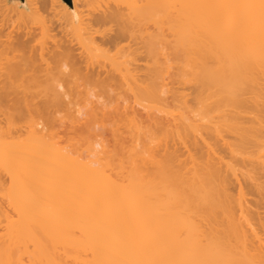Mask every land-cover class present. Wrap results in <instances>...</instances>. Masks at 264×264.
<instances>
[{"label":"bare ground","instance_id":"1","mask_svg":"<svg viewBox=\"0 0 264 264\" xmlns=\"http://www.w3.org/2000/svg\"><path fill=\"white\" fill-rule=\"evenodd\" d=\"M52 1L0 5V264H264V0Z\"/></svg>","mask_w":264,"mask_h":264},{"label":"rangeland","instance_id":"2","mask_svg":"<svg viewBox=\"0 0 264 264\" xmlns=\"http://www.w3.org/2000/svg\"><path fill=\"white\" fill-rule=\"evenodd\" d=\"M1 1H2V0H1ZM3 1H4V0H3ZM3 1L0 2V3H1L0 5H4V7H5L6 4H7L6 6L11 7L12 5H14V2H22V4H23L22 6H23V7H26V6H27V5H26V0H5V1H4V4H2ZM47 1H48V2L50 1V2H51L52 0H46V3H47L46 5H48L47 7H49V8H46V7H45L46 9L44 8V11H45V12L47 11L48 14H47V12L45 13V12L43 11V12H44V13H43L44 16H43V15H42V16H43V18H45V17H49V18H48V19L46 18L48 21H47L46 19H44V20H42V21H43V22L45 21L44 23H46V24H45L46 26L50 23L49 25H51V26L48 25L47 27H49V28L51 29L50 32H53L52 30H54V28L56 27L57 23L59 22V20H57L58 22L56 21V19L59 17V16H58L59 14H58L57 12H55V14H54V11H55L54 9H55V8L58 9V7H59L60 5H59V3H58V1H57V3H58V7H55V8L53 7V8H54V9H53V8H51V6L49 5L50 2L48 3ZM54 1H56V0H54ZM52 3L55 4V2H53V1H52ZM57 3H56V5H57ZM10 5H11V6H10ZM51 5H52V4H51ZM56 5H55V6H56ZM52 6H54V5H52ZM4 7H3V8H4ZM0 8H1V7H0ZM3 8H2V9H3ZM4 9H5V8H4ZM47 9H48V10H47ZM49 9H50V11H49ZM52 9H53V12L51 11ZM59 10H60V9H58L57 11H59ZM12 11H13V10H12ZM41 12H42V11H41ZM51 13H52L53 15H52ZM59 13L61 14V10H60ZM10 14H11V11H10ZM10 14H9V15H10ZM12 14H13V12H12ZM15 14H16V13H15ZM15 14H14V15H15ZM40 14H41V13H40ZM46 14H47V15H46ZM62 14H63V13H62ZM62 14H61V15H62ZM49 15H50V16H49ZM55 15H56V16H55ZM42 16H41V18H42ZM17 17H18V16H17ZM26 17H28V16H26ZM26 17L24 18L25 21H23V19H22V21L19 20V21H18L19 23H18L17 20H15V19H16V15H15V16H12L11 18H15V19L12 20V22L14 23V21H15L14 24L16 25V27H14L15 25H12V24H11V25L14 27L13 29H14V30H17V29H18V30H20L21 33H24L25 30H26L25 32H27V31H29V29H30V31H32L31 29H32V27H33V28L36 29L37 33H38V32H41V31H40L41 28L38 29V27H39L38 25H40V24H39V23H34L35 20L32 21V19H30L29 17H28V18H26ZM51 17H54V19H55L56 17H57V18L54 20V19H52ZM61 17H62V16H61ZM61 17H59L58 19H63V17H62V18H61ZM20 18H21V17H20ZM20 18H19V19H20ZM26 19H29V21H28V25L25 24V23H27V20H26ZM33 19H34V18H33ZM38 19H39V18H38ZM30 20H31V22H33V23L36 24V25L34 26L33 23L30 22ZM36 20H37V19H36ZM50 20H51L52 22H53V21H54V22L56 21L57 23H56V22L53 23V26H52V22H51ZM65 20H66V18H65ZM46 21H47V22H46ZM62 21H63V20H62ZM62 21L60 22V23L62 24V26H60L61 24L59 23V24H60V25H59V26H60V30H58L59 28H57V27H58V25H57V27H56V29H55V31H54L55 33H56L57 31H61L60 33H62V30H63V32H64V27L66 28V25H65V21H63L64 25H63ZM66 21H67V20H66ZM12 22H11V23H12ZM16 22H17V23H16ZM39 22H40V21H39ZM29 23H31L33 26H31V24H29ZM40 23H41V22H40ZM47 23H48V24H47ZM18 24H19V25H18ZM21 24H22V25H21ZM23 24H24L25 26H24ZM41 24H42V23H41ZM17 26H18L19 28H17ZM23 26L25 27V29H23V28H24ZM27 26H28L29 29L27 28ZM29 26H31V27H29ZM41 26H42V25H41ZM41 26H40V27H41ZM43 26H44V25H43ZM36 27H37V28H36ZM44 27H45V26H44ZM47 27H45V28H47ZM53 27H54V28H53ZM61 27H63V29H62ZM113 27H114V26H113ZM20 28H21L23 31H22ZM26 28H27V29H26ZM49 28H47V29L49 30ZM35 29H33V32H35V31H34ZM47 29H46V30H47ZM61 29H62V30H61ZM113 29H114V28H113ZM18 30H17V33L19 32ZM48 30H47V34H48ZM30 31H29V32H30ZM67 31H68V28H67V30L65 29V32H64L65 35H64V33H63V35H64V36H67V37H68V36H71L72 31H70V29H69L68 32H71V33H68ZM15 32H16V31H15ZM20 32H19V34H20ZM33 32H32V33H33ZM54 32H53V33H54ZM66 32H67L69 35H68ZM53 33H52V34H53ZM55 33H54L55 36H53V35L51 36V35L48 34L49 36H51V40H52V38L55 39V37H57ZM50 34H51V33H50ZM66 34H67V35H66ZM111 34L114 35L115 33H111ZM34 35H35V33H34ZM59 35H60V34H59ZM59 35H58V36H59ZM61 35H62V34H61ZM61 35H60V36H61ZM60 36L57 37V38L61 39ZM39 37H41V35L37 36V38H39ZM72 37H73V36H72ZM72 37H70V39H72ZM45 38H47V37H45ZM57 38H56V39H57ZM68 38H69V37H68ZM47 39H48V38H47ZM49 39H50V38H49ZM59 39H58V40H59ZM62 39H63V41H64L65 38L63 37ZM66 39H67V38H66ZM70 39H68V40H70ZM35 40H36V39H35ZM43 40H44V38H43ZM37 41H38V39H37ZM45 41H46V40H45ZM45 41H44V42H45ZM52 41H53V40H52ZM47 42H48V41H47ZM47 42H46V44H47ZM49 42L51 43V41H49ZM52 43H53V42H52ZM74 43H75V42H74ZM33 44L35 45V42H34ZM44 45H45V44H44ZM49 45H50V44H49ZM51 45H52V44H51ZM36 46H38V45L36 44ZM47 46H48V44H47ZM47 46H45V47L47 48ZM51 47H52V46H51ZM51 47H50V48H51ZM39 48H40V45H39ZM48 48H49V46H48ZM104 77H105V75H102V78H104ZM36 101H37V100H36Z\"/></svg>","mask_w":264,"mask_h":264},{"label":"water","instance_id":"3","mask_svg":"<svg viewBox=\"0 0 264 264\" xmlns=\"http://www.w3.org/2000/svg\"><path fill=\"white\" fill-rule=\"evenodd\" d=\"M64 2H66L67 4H69V6L72 7V1L71 0H63Z\"/></svg>","mask_w":264,"mask_h":264}]
</instances>
